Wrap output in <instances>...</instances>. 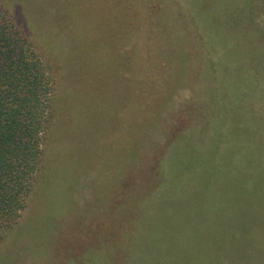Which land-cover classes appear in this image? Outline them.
<instances>
[{"label":"rangeland","instance_id":"374dc122","mask_svg":"<svg viewBox=\"0 0 264 264\" xmlns=\"http://www.w3.org/2000/svg\"><path fill=\"white\" fill-rule=\"evenodd\" d=\"M194 5L210 17L219 10L209 0ZM181 6L180 0H0V10L48 63L58 113L47 149L53 186L43 187L37 209L8 232L0 264H130L141 254L138 264L151 263L155 257L140 246L131 253L127 242L151 202L170 196L179 209L192 210L185 203L190 194L220 174L225 210L232 218L244 215L245 172L256 197L258 191L264 197L257 188L264 185V116L250 117L253 101L264 102V77L252 86L245 80L263 72L264 61L251 66L248 54L240 69L219 64L218 79L211 70L218 54L206 56L198 35L212 21L199 25ZM225 25H212L213 42ZM221 127L223 149L205 146V136L217 138ZM214 163L218 169L208 171ZM253 230L260 237L246 232L243 244L223 256L249 253L255 238L264 244V226Z\"/></svg>","mask_w":264,"mask_h":264},{"label":"trees","instance_id":"16d2710c","mask_svg":"<svg viewBox=\"0 0 264 264\" xmlns=\"http://www.w3.org/2000/svg\"><path fill=\"white\" fill-rule=\"evenodd\" d=\"M204 1L180 0V3L199 25L204 20L212 21L206 24L208 27L200 25L198 35L206 48V56L218 54L211 67L213 75L219 79V75H216L219 64L222 69H229L231 65L240 69L247 62L248 54L252 59L251 66L257 67L253 63L263 62L264 0H209L219 9L212 12L215 17L196 11L194 4L199 6ZM14 22L0 10V248L5 245L8 232L32 213L33 208L37 209L35 202L43 187L49 185L50 188L54 181L52 170L48 169L52 153L47 149L51 145V133L58 113L54 108L53 82L47 69L49 65L38 54L23 28L20 29V25L17 26ZM218 22L222 27L226 23L224 30H221L225 35L221 36L219 30V40L213 42L212 25H217ZM227 23L235 24V30H231L232 26L229 27ZM225 74L227 72L220 75L221 86L228 82V74L224 79ZM261 76L264 77V68L263 72H249L245 78L249 81L247 85L262 84ZM253 103L255 107L251 106V121L258 122V116H264L263 96ZM253 122L251 124L256 126ZM260 125L263 124H258L259 132L263 130ZM218 130L214 131L215 134H208L214 136ZM220 131L217 138L206 135L207 139L203 141L205 146L223 149L222 139L226 135L222 133V127ZM201 135L198 136L200 139ZM254 139L251 150L255 144ZM241 151L246 152L244 149ZM243 157L245 161L248 159L247 154H243ZM215 163L214 168L208 171L218 169ZM248 174L244 173L246 180L239 185L246 186L240 191L239 197L243 207H249L248 213L239 214L234 208L238 215L232 218L224 208L226 201L221 197L224 192H221V196L218 194L222 178L220 174L211 176L204 187H199L200 192L193 191L185 201H188V208L192 210L179 209L181 206L170 196L158 203L151 202L146 209L145 218L140 221L138 231L128 238L130 252L132 253V247L140 246L150 259L155 257L154 262L147 264H264V244L261 238H255L249 253L233 259L223 256L229 249H235L236 244H243L246 232L260 237L252 228L264 226V197L259 191L256 197L253 190L256 186L247 179ZM230 177L232 179L226 181V184L232 185L236 176L233 174ZM257 188L264 189V185ZM202 208L206 209L205 212ZM211 241L215 243V247L208 246ZM114 252L113 249L106 251L107 256L112 259ZM2 254L1 252L0 258ZM142 255L144 254L132 258L133 262L130 264H138Z\"/></svg>","mask_w":264,"mask_h":264}]
</instances>
